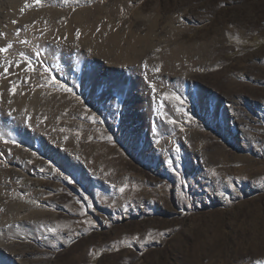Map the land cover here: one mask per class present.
Listing matches in <instances>:
<instances>
[{
    "label": "rangeland",
    "instance_id": "374dc122",
    "mask_svg": "<svg viewBox=\"0 0 264 264\" xmlns=\"http://www.w3.org/2000/svg\"><path fill=\"white\" fill-rule=\"evenodd\" d=\"M9 44L3 264H264V0H0Z\"/></svg>",
    "mask_w": 264,
    "mask_h": 264
},
{
    "label": "bare ground",
    "instance_id": "6f19581e",
    "mask_svg": "<svg viewBox=\"0 0 264 264\" xmlns=\"http://www.w3.org/2000/svg\"><path fill=\"white\" fill-rule=\"evenodd\" d=\"M14 8V7H13ZM14 10V9H13ZM17 12V11H16ZM65 12V11H64ZM20 15V14H19ZM76 17V16H75ZM79 17V16H78ZM77 17V18H78ZM11 18V17H10ZM76 18V19H77ZM24 22V20H23ZM22 23V22H21ZM34 25V24H33ZM68 29V28H67ZM84 29V28H83ZM86 29V28H85ZM22 31V29H21ZM65 31V30H64ZM71 31V30H70ZM35 33V32H34ZM10 34V33H9ZM30 35V34H29ZM36 35V34H35ZM88 36V35H87ZM12 37V36H11ZM56 37V36H55ZM102 37V36H100ZM10 38V37H9ZM18 38V37H17ZM28 38V37H27ZM8 40V39H7ZM38 40V39H37ZM102 41V40H101ZM4 42V41H3ZM40 44V43H39ZM96 45V44H95ZM33 46V45H32ZM31 46V47H32ZM38 46V45H37ZM51 46V45H50ZM5 47V46H4ZM47 47V46H46ZM36 50V49H35ZM14 55V54H13ZM1 57V56H0ZM3 57V56H2ZM5 58V57H4ZM2 90V89H1ZM19 101V100H18ZM48 109V108H47ZM47 113V112H46ZM49 113V112H48ZM47 119V118H46ZM21 206L18 204H12L10 207V210H8V213L0 215V229L2 228H6L9 227L11 225H13L16 222H20L18 220V216H19V212H20ZM23 210V209H22ZM25 216H27L29 218V214H25ZM26 217V218H27ZM20 218V216H19ZM22 219V218H21ZM24 220H26L25 218H23ZM18 224V223H17ZM11 228V227H10ZM9 229V228H8ZM3 230V229H2ZM5 236V235H4ZM0 264H3V257H0ZM10 264V263H9Z\"/></svg>",
    "mask_w": 264,
    "mask_h": 264
},
{
    "label": "snow or ice",
    "instance_id": "6c2138e0",
    "mask_svg": "<svg viewBox=\"0 0 264 264\" xmlns=\"http://www.w3.org/2000/svg\"><path fill=\"white\" fill-rule=\"evenodd\" d=\"M41 2H42V0H34V3H35L36 5H40ZM64 2L67 3L68 0H64ZM77 36H79V33H77ZM24 43H27V42L25 41ZM11 48H12V45L9 44V45H7V47L0 48V52L7 53V52L9 51V49H11ZM37 55H39V53H37ZM7 63H8L9 66H11V62H10V61L7 62ZM17 66H18V65H17ZM145 67H147V65H145ZM27 70H28V71H35V68L32 66V64H31L30 61L28 62V69H27ZM45 71H47V69H45ZM5 72H7V68H5ZM51 82L54 83V84H58V85H59L64 91H66V92H71V91H72V89L67 88V87H66L65 85H63V84H60V82L56 79L55 76H53V77L51 78ZM41 87H43V85H41ZM16 88H17V86L15 85V83H13L12 88H11V91H12L13 94L16 93ZM153 90H155V86H154V85H153ZM77 99H79V97H77ZM175 99L179 100V97H175ZM109 139H110V138H109ZM5 143H8V142L5 141ZM12 143H15V141H12ZM213 174L215 175V172H214ZM120 191L123 192L124 189L121 188ZM49 231H55V230H54V229H49Z\"/></svg>",
    "mask_w": 264,
    "mask_h": 264
}]
</instances>
